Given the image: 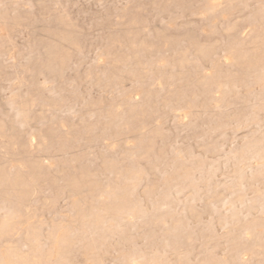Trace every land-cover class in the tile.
I'll list each match as a JSON object with an SVG mask.
<instances>
[{
	"label": "rangeland",
	"instance_id": "obj_1",
	"mask_svg": "<svg viewBox=\"0 0 264 264\" xmlns=\"http://www.w3.org/2000/svg\"><path fill=\"white\" fill-rule=\"evenodd\" d=\"M58 262L264 264V0H0V264Z\"/></svg>",
	"mask_w": 264,
	"mask_h": 264
},
{
	"label": "bare ground",
	"instance_id": "obj_2",
	"mask_svg": "<svg viewBox=\"0 0 264 264\" xmlns=\"http://www.w3.org/2000/svg\"><path fill=\"white\" fill-rule=\"evenodd\" d=\"M63 27V26H62ZM112 47V46H111ZM134 56V55H133ZM136 62V61H135ZM126 217V216H125ZM103 218V217H102ZM76 235V234H75ZM53 236V235H52ZM62 238V237H61ZM66 238H67V236H66ZM58 239V238H57ZM58 241H60V240H58ZM68 242V241H67ZM56 243H57V241H56ZM53 244V243H52ZM69 244V243H68ZM57 245V244H56ZM59 247L61 246V247H65V245L63 244V246H62V243H60L59 242V245H58ZM68 248V247H67ZM67 248H66V250H67ZM63 249V248H62ZM51 250H53V248L51 249ZM56 251V250H55ZM58 251V250H57ZM52 252V254H53V251H51ZM50 252V253H51ZM60 252H62V251H60ZM68 252H69V250H68ZM57 254V253H56ZM66 254H68L67 252H66ZM100 255V254H99ZM56 256V255H55ZM36 259V258H35ZM34 259V260H35ZM56 259H57V257H56ZM57 260H59V258L57 259ZM36 262H37V260H35ZM54 261H56V260H54ZM60 262V261H59ZM59 262H58V264H59ZM61 263H62V261H61ZM63 264H65L64 262H63Z\"/></svg>",
	"mask_w": 264,
	"mask_h": 264
}]
</instances>
